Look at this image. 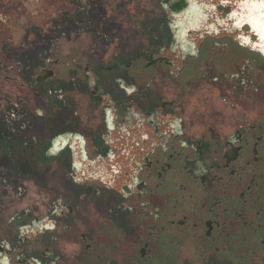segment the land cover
Instances as JSON below:
<instances>
[{
    "label": "flooded vegetation",
    "instance_id": "obj_1",
    "mask_svg": "<svg viewBox=\"0 0 264 264\" xmlns=\"http://www.w3.org/2000/svg\"><path fill=\"white\" fill-rule=\"evenodd\" d=\"M67 4L0 46V264H264V0Z\"/></svg>",
    "mask_w": 264,
    "mask_h": 264
},
{
    "label": "rangeland",
    "instance_id": "obj_2",
    "mask_svg": "<svg viewBox=\"0 0 264 264\" xmlns=\"http://www.w3.org/2000/svg\"><path fill=\"white\" fill-rule=\"evenodd\" d=\"M66 7L65 0H0V46L6 42L16 44L23 37L30 40L33 32L27 29L31 25L45 29L50 19ZM60 36L57 34V40H62Z\"/></svg>",
    "mask_w": 264,
    "mask_h": 264
}]
</instances>
